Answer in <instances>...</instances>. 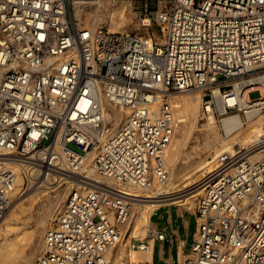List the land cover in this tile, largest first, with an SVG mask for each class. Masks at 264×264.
Returning a JSON list of instances; mask_svg holds the SVG:
<instances>
[{"label":"built area","instance_id":"built-area-1","mask_svg":"<svg viewBox=\"0 0 264 264\" xmlns=\"http://www.w3.org/2000/svg\"><path fill=\"white\" fill-rule=\"evenodd\" d=\"M71 1L0 0V220L22 160L55 182L60 175L80 184L52 215L33 264H105L136 205L172 197L167 152L181 93L201 91L203 118L264 116V0H168L140 12L151 41L80 25ZM101 95L126 109L117 128ZM218 160L184 192L199 188L193 204H182L197 228L179 264H264V135ZM164 202L152 214L181 206ZM148 244L135 236L128 243Z\"/></svg>","mask_w":264,"mask_h":264},{"label":"bare ground","instance_id":"bare-ground-1","mask_svg":"<svg viewBox=\"0 0 264 264\" xmlns=\"http://www.w3.org/2000/svg\"><path fill=\"white\" fill-rule=\"evenodd\" d=\"M71 2L73 14L76 16L80 25H86L93 29L101 28L103 27L102 23L106 18L108 19V30L110 32H130L125 28L130 21L128 16L132 6L130 0H123L120 4H117V0H72ZM88 4H95L97 7L95 10L93 9L94 11H88L86 9ZM139 34L148 41H151L150 38L153 36L149 30L146 31V34ZM154 34L156 36L158 35L157 32H154ZM176 100L179 103V114L182 118L167 152V160L172 170V177L166 191L167 196L172 197L158 202L155 201V203L148 202L146 204H141V206L136 205L132 215V224L129 225L130 228L126 229L125 237L121 238L114 248H111L106 252L105 264H132L133 261L141 263L148 261L146 264H154V237L150 234V228L153 225L151 222V214L153 212L152 208L165 203L164 201H184V203L193 204L194 192L199 190V188L190 193L184 192L193 184L201 183L209 172L218 167L219 156L221 157L229 151L232 152V148L236 145L248 147L255 140L264 135V116L262 115L253 117L249 116L246 117V120H244L240 113L229 114L221 119L222 127L225 131L224 134H221L219 131L217 119L213 116H209L207 121L203 124L204 128L201 129L199 142L194 145L192 149L187 150L191 134L200 125V119L203 116L202 104L204 99L201 91L193 90L181 93L176 97ZM99 101L101 106L108 112L114 128H117L126 113V109L110 104L104 95L100 96ZM55 148L57 151L61 152V146L59 144H56ZM261 153L262 151H256L253 153V156L257 157ZM16 168L18 169V177L17 184L13 192L14 196L18 195V192L23 189V185H25L26 181L25 178H27L30 183L37 185L39 182L38 179L41 177V170L38 168L36 163H33L30 160L20 161L17 163ZM95 176L100 178L102 181L108 182V180L103 177L97 175ZM52 178L53 177L50 176V174L46 175L44 183L46 190L48 188L52 189V191H57L64 180H67L68 185L65 192L61 191L59 195L52 196L53 199H50L51 204L54 207V211L48 217L41 216L40 218V222H42L44 226L42 244L40 247L41 249L44 247L45 234L52 215L64 207L67 192L73 188L80 187L79 183L73 179H69L68 176L64 177V180L63 177L60 176L56 184H54L55 181H53ZM177 181H179L178 184ZM41 186H43V183L38 187ZM38 187L36 186L34 188L36 189ZM41 192H45V190L34 193L31 192L32 194L28 193L29 195L26 193L27 195L25 198H22V200L17 199V204H11L12 206L9 207L4 216L1 218L0 264H21L19 261L20 253L31 235L26 231L24 232L20 230V232H16L15 235L12 236L11 232L15 229L14 223L20 215L19 210L21 212H25L27 210L22 202L26 199H31V203H33L35 201V197ZM134 236L143 240L146 239L150 241V244H148V247L145 249H133L128 245V243L129 239ZM117 247H119L121 251L120 255L117 254L115 256V260H112V251ZM179 256L180 261L183 263L187 254L184 257V254L180 249Z\"/></svg>","mask_w":264,"mask_h":264},{"label":"rangeland","instance_id":"rangeland-1","mask_svg":"<svg viewBox=\"0 0 264 264\" xmlns=\"http://www.w3.org/2000/svg\"><path fill=\"white\" fill-rule=\"evenodd\" d=\"M121 1H123V0H117V4H120ZM130 1L132 4L131 10L128 13L130 21H129V24L125 28L134 34H139V33H145L146 34V31H147L146 28H143L139 25L140 14H141L140 12L141 11H144L146 9V7H148V10H150V11H156L157 9L162 8L165 5V3L167 4V2H168V0H130ZM88 6L86 7V9L88 11H92L93 9L95 10L97 7V5H95V4H92V5L88 4ZM102 25H103V27L108 29V27H109L108 19L105 18ZM259 95H260V93L258 91H254L250 94V97L251 98H257V97H259ZM242 118L244 120L247 119L246 117H243V116H242ZM206 121H207V118H203V116H202L200 119V125L196 128L195 131H193V133L191 134V136L189 138L187 150L192 149V147L199 142L201 129L204 128L203 124ZM217 124L219 125L220 133L224 134L225 131L222 127L221 119L217 118ZM68 146L70 148L78 151L79 153L83 152L82 149H80L74 143H69ZM203 156H205V155H203ZM42 176L43 175H41V177H39V179H38L39 182L37 183V185H35L34 183H30L29 180L27 178H25V180H26L25 185H23L24 189H21L18 192L19 196L15 195L14 201L12 203V205H14V204L16 205L18 202L17 199L22 200V198H25V196L28 193L32 194L34 192H38V191L40 192L41 190H45V192H41L40 194H38V196L35 197V201L33 203H31V199H26L25 201L22 202V204L25 206V208L27 210L25 212H21L19 210L20 215L14 223L15 229H13V231L11 232L12 236H14L16 232H20V230L24 231V232L26 231L27 233H29L31 235L28 238L27 243L24 245L22 252L20 253V260L19 261L21 264H33L39 250H41L40 247H41L42 238H43L44 226H43V223L40 222V218H41V216H47L48 217L54 211L53 210L54 207L51 204L50 199H53L52 196L59 195L61 191L65 192L67 185H68L67 180H64V181H62V183H61L62 185L59 186L57 191L56 190L52 191V189H48V188L46 190V187L44 184L46 176H45V174L43 177ZM58 178H60L59 175L56 177V181L58 180ZM52 179L54 181V178H52ZM42 183H43V186L38 187ZM56 183L57 182H54V184H56ZM178 183H179V181H177V184ZM36 186L38 188L35 189L34 187H36ZM44 187H45V189H44ZM68 192H67V194H68ZM49 193H50V195H49ZM62 196H63V194H62ZM180 203L183 204L184 201H180ZM162 212L164 213V209L159 210L158 214L162 213ZM158 214L154 216V220H157L160 227H161L165 223L166 213H164L163 217H159ZM187 217L190 220V226H189V234H188V238H187L188 241H187L186 251H189L190 245L193 241V232L195 231V217L191 216L189 214H187ZM120 252L121 251H120L119 247L115 248L112 251L111 259L115 260V256L117 254L120 255ZM174 254H176V251H174ZM156 262L162 264V262H160L158 260V247H156ZM174 264H179V263L176 260V262Z\"/></svg>","mask_w":264,"mask_h":264},{"label":"crops","instance_id":"crops-1","mask_svg":"<svg viewBox=\"0 0 264 264\" xmlns=\"http://www.w3.org/2000/svg\"><path fill=\"white\" fill-rule=\"evenodd\" d=\"M148 6V5H147ZM148 8V7H146ZM181 206L175 204H169L159 207L151 217L152 226L151 228L157 229L159 231H163L166 234L164 240H160L158 238H153V263L156 264V247H158V260L162 262V264H174L180 261V249L182 250L184 257L190 251L192 243L190 245L189 251H186L187 247V238L189 234V226L190 220L187 217V214L194 216L193 213L186 211ZM158 206L153 207L152 209H156ZM164 209L165 223L160 227L157 220H154V216L158 214V211ZM164 213H159V217H163ZM195 217V216H194ZM197 223L195 219V231L196 232ZM150 244V241H148ZM167 246V247H166ZM176 251V254H174ZM160 264V263H157Z\"/></svg>","mask_w":264,"mask_h":264}]
</instances>
